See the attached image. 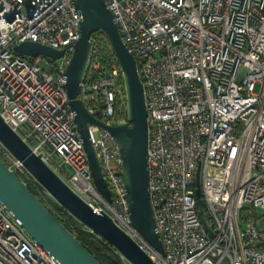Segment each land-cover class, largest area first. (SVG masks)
<instances>
[{
    "label": "built area",
    "instance_id": "built-area-1",
    "mask_svg": "<svg viewBox=\"0 0 264 264\" xmlns=\"http://www.w3.org/2000/svg\"><path fill=\"white\" fill-rule=\"evenodd\" d=\"M104 2L142 85L149 202L164 255L131 226L118 175L119 148L97 126L88 127L89 138L110 203L92 182L63 87L80 36L73 0H0V116L76 194L95 212L107 213L156 264H264V246H250L264 243V0ZM104 40V35L91 36L77 99L90 115L100 112L96 117L114 126L127 121L126 103L114 54V61L99 72ZM24 41L61 50L62 56L46 57L43 66L42 56L14 51ZM0 159L43 198V188L1 144ZM200 210L210 232L200 222ZM52 212L70 227L66 214ZM0 264H58L1 204Z\"/></svg>",
    "mask_w": 264,
    "mask_h": 264
},
{
    "label": "water",
    "instance_id": "water-1",
    "mask_svg": "<svg viewBox=\"0 0 264 264\" xmlns=\"http://www.w3.org/2000/svg\"><path fill=\"white\" fill-rule=\"evenodd\" d=\"M73 6L80 14V36L74 44V51L65 70L63 87L74 113V124L86 153L92 182L98 193L111 202V193L103 176L96 149L89 138L88 127L105 129L119 148L122 171L118 174L126 193L131 226L143 240L164 255L155 220L149 202L147 171V112L144 106L142 85L136 72L132 55L127 51L112 15L104 0H73ZM101 32L106 38L122 71L127 121L108 126L96 116L90 115L83 103L77 99L80 83L83 81L92 42L91 36ZM21 56H37L57 59L61 50L42 44L24 41L14 47ZM0 144L35 179L55 202L65 209L84 228L103 239L128 264H156L145 251L122 230L104 211L95 212L69 185L62 180L40 154L29 146L4 122L0 116ZM195 190L197 205L201 206L198 178ZM0 204L9 216L37 244L46 249L58 264H101L58 219L46 208L41 198L29 188L0 159ZM203 227L210 232L204 213L198 212ZM252 247L264 246L262 242Z\"/></svg>",
    "mask_w": 264,
    "mask_h": 264
},
{
    "label": "trees",
    "instance_id": "trees-1",
    "mask_svg": "<svg viewBox=\"0 0 264 264\" xmlns=\"http://www.w3.org/2000/svg\"><path fill=\"white\" fill-rule=\"evenodd\" d=\"M103 35L101 32H96L92 35L95 36ZM103 40V39H102ZM100 48L99 59L101 62V68L99 70L100 73L104 72L110 62L114 61V56L112 50L107 43V41H102ZM29 190L39 196V193L34 191L28 186ZM42 204L48 208L50 211L55 210L56 212H60L62 214H66L68 225L63 223V225L80 241L84 244V246L90 251L93 252L96 256V259L101 264H124L120 255L117 251L112 248L108 243H106L103 239L99 238L95 234L91 233L87 229H85L78 221H76L71 215L67 214L66 210L60 207L57 203H53L50 197L47 199L41 198ZM264 248V247H263Z\"/></svg>",
    "mask_w": 264,
    "mask_h": 264
},
{
    "label": "rangeland",
    "instance_id": "rangeland-1",
    "mask_svg": "<svg viewBox=\"0 0 264 264\" xmlns=\"http://www.w3.org/2000/svg\"><path fill=\"white\" fill-rule=\"evenodd\" d=\"M47 59H48V58H46V57H42V58H41V65L45 66ZM258 88H259V86L256 85L254 91H255V92L258 91ZM42 195H43V199H47V197H50L47 193H45V191L42 193ZM50 199H51V201H52L53 203H56L55 200H53L51 197H50ZM255 212H256L258 215H262V213H263L262 210H260V209H256ZM85 229H86V228H85ZM123 262H124V264H128L125 260H124Z\"/></svg>",
    "mask_w": 264,
    "mask_h": 264
}]
</instances>
